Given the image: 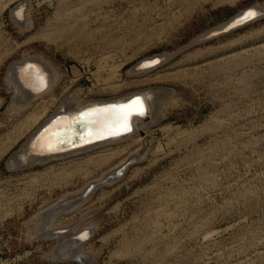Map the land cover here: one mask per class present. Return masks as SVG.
Instances as JSON below:
<instances>
[{
    "label": "rangeland",
    "instance_id": "1",
    "mask_svg": "<svg viewBox=\"0 0 264 264\" xmlns=\"http://www.w3.org/2000/svg\"><path fill=\"white\" fill-rule=\"evenodd\" d=\"M252 4L264 9V0H0V264H264V12L222 31ZM152 56L162 61L131 70ZM26 59L51 81L32 98L12 81ZM139 90L168 100L147 152L121 176L138 136L9 165L68 96ZM59 248L71 257H54Z\"/></svg>",
    "mask_w": 264,
    "mask_h": 264
},
{
    "label": "bare ground",
    "instance_id": "2",
    "mask_svg": "<svg viewBox=\"0 0 264 264\" xmlns=\"http://www.w3.org/2000/svg\"><path fill=\"white\" fill-rule=\"evenodd\" d=\"M262 12H264V9L259 8L258 6L252 4L251 6H248L243 10H241L240 13L234 16L230 21L246 13L248 14L254 13V15H257L259 17L260 15H262L261 14ZM13 15L17 21H21L22 18H24L22 7L21 6L17 7ZM224 27L225 25L222 27V29ZM155 57L156 56H152L150 58H146L140 61L135 66V68L131 70L142 71L153 68V67L149 68L148 66H151L152 63L157 62V60L160 59V58L158 59L156 58L155 60ZM144 61H151L152 63H150L149 65H143L139 67V65ZM13 69H14V73H13L14 78L12 81L16 84L17 89L20 91V93L21 91L26 92L32 98L45 92L50 87L51 81L46 68L39 61L35 59L23 60L21 63H17L16 65H14ZM9 85L11 84L9 83ZM12 90L16 91L14 89ZM135 96H139L137 100H139L142 106L146 109V113L145 114L140 113L132 116L128 115L126 124L123 121H121L120 123H114V121L118 117L113 110L127 108L128 104H125V102ZM167 100H168V93L162 90H139L132 93H128L123 97L117 98L116 100H98V101H88L85 103H77L73 96H68L66 102L63 103L51 117H49L46 121L44 120V123L39 127V129L40 128L43 129L42 131H40L41 133L38 135L34 134V136L32 135L33 137L29 139V142L27 144L28 146L27 153L26 154L22 153L20 155L21 159L23 160L26 159L32 150L38 154H50L56 151L69 150L64 154H60L57 157H52L50 159V160L52 159L59 160L62 158L76 156L81 153L88 152L107 145L123 143L138 136V140L140 141V146L136 148L133 152H131L132 156L123 159L122 161L124 162L122 164L120 163L119 165V166H123V165L126 166L127 163H130L131 161H135L137 158H142L147 152L150 142L152 140L151 136L147 133V130L149 129V127H151L154 123H156L160 119L161 117L160 108L165 104ZM111 103H114L115 106H111V105L106 106V104H111ZM60 110H63V112L59 113ZM148 112L150 118H148L147 116ZM78 113H82V118L85 119L84 121L80 120L76 122V120L78 119ZM38 116L39 115L35 113L30 114L27 116V121L36 122V120L39 118ZM71 122L73 124H71ZM128 131H131V133L118 137L114 141H106L84 147V145L94 142L95 140L102 139L107 136H117L120 134H125ZM142 133H144V135ZM146 136H149L150 140L148 141L146 151L141 152L140 151L141 146L146 143L145 142ZM77 147H82V148H77ZM72 148L75 149L71 150ZM10 163H9L10 166L11 165L19 166L18 161H10ZM61 204L64 205L63 203ZM61 208L63 209L65 207L62 206ZM60 231H62V229ZM54 234L56 237L59 238L60 236L59 234L57 233ZM89 235L90 232L86 229L78 231L72 235L73 237H75V239H73L71 243L81 244L87 238H89ZM53 253H54L53 254L54 257H59V258L71 257L70 255L71 252L68 250V248H64V249L59 248V251L57 249ZM89 256H85V259L86 258L87 260L90 259L91 256L90 257ZM76 259L82 261L80 257H76Z\"/></svg>",
    "mask_w": 264,
    "mask_h": 264
},
{
    "label": "water",
    "instance_id": "3",
    "mask_svg": "<svg viewBox=\"0 0 264 264\" xmlns=\"http://www.w3.org/2000/svg\"><path fill=\"white\" fill-rule=\"evenodd\" d=\"M256 18H258V16L257 15H254V16H249V14L248 13H246V14H242L240 17H238V18H235V19H233L232 21H228L227 23H225V27L223 28V32H227V31H230V30H232V29H234V28H236V27H239V26H242V25H244V24H246V23H248V22H250V21H252V20H254V19H256ZM156 58L158 59V58H160L159 60H157V62H154V63H152L151 61H144V62H142L140 65H139V67H141V66H143V65H149L150 63H152L151 64V66H148L149 68H151V67H155L156 65H158L161 61H162V59H161V57H158V56H156L155 57V60H156ZM153 61V60H152ZM147 67V68H148ZM123 96H125V95H122V96H120V97H123ZM120 97H117V98H120ZM139 96H135V97H133V98H131V99H129L128 101H126L125 102V104H130L131 102H133V101H135V100H137V98H138ZM117 98H114V99H109V100H116ZM109 105H111V106H115V104L114 103H111V104H106V106H109ZM60 112H63V110H60L59 111V113ZM55 113V112H54ZM53 113V114H54ZM142 113H146V109L143 107V111H142ZM52 114V115H53ZM137 114H140V113H137V112H133V113H131V114H129V115H137ZM51 115V116H52ZM50 116V117H51ZM147 116H148V118H150L149 117V112L147 113ZM84 121L85 119L84 118H82V113H78V119L76 120V122L77 121ZM44 123V122H43ZM42 123V124H43ZM41 124V125H42ZM71 124H73L72 122H71ZM40 125V126H41ZM39 126V127H40ZM39 127L35 130V132L32 134L33 136H34V134H36V135H38V134H40L41 132L40 131H42L43 129L42 128H40L39 129ZM129 133H131V131H128V132H126L125 134H120V135H117V136H107V137H105V138H102V139H98V140H95L94 142H91V143H89V144H86V145H84V147H86V146H90V145H93V144H96V143H101V142H106V141H114V140H116L118 137H121V136H123V135H126V134H129ZM143 135H144V133H142ZM30 136L26 141H24L21 145H20V147H19V149L17 150V151H15L12 155H11V160L12 161H18L19 162V166H13V165H11L13 168H16V169H24V168H28V167H31V166H33V165H36V164H40V163H46V162H48L52 157H57L58 155H60V154H64V153H66V152H68L69 150H67V151H56V152H52V153H50V154H38V153H36V152H34L33 150L30 152V154L27 156V158L26 159H21V154L23 153V154H26L27 153V144H28V142H29V139H31V137H33V136ZM150 140V137L149 136H146L145 137V144H143L142 146H141V152H144V151H146V149H147V145H148V141ZM77 148H82V147H77ZM75 148H72L71 150H74ZM134 161H131L130 163H127V165L126 166H123L119 171H118V176H121L122 175V173H123V171L127 168V166L128 165H130L131 163H133ZM11 164V163H10ZM116 176V175H115ZM87 195V192L86 193H84L83 195H82V197L81 198H83V197H85ZM74 263H76V264H80L81 263V261H79V260H77V259H73L72 260Z\"/></svg>",
    "mask_w": 264,
    "mask_h": 264
},
{
    "label": "snow or ice",
    "instance_id": "4",
    "mask_svg": "<svg viewBox=\"0 0 264 264\" xmlns=\"http://www.w3.org/2000/svg\"><path fill=\"white\" fill-rule=\"evenodd\" d=\"M254 15V13H249V16ZM117 114V119L114 121V123H120L123 121L125 124L127 123L128 115L137 112L142 113L143 106L139 100H135L131 102L127 108H121L117 110H113Z\"/></svg>",
    "mask_w": 264,
    "mask_h": 264
}]
</instances>
